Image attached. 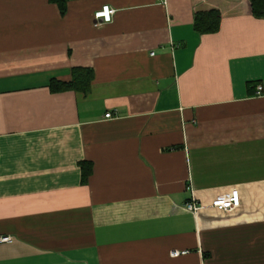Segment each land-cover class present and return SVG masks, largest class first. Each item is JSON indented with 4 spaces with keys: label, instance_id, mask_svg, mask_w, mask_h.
Here are the masks:
<instances>
[{
    "label": "crops",
    "instance_id": "1",
    "mask_svg": "<svg viewBox=\"0 0 264 264\" xmlns=\"http://www.w3.org/2000/svg\"><path fill=\"white\" fill-rule=\"evenodd\" d=\"M62 1L0 0V264H264V16ZM210 10L219 30L197 32ZM75 67L89 93L50 88ZM233 188L239 207L211 206Z\"/></svg>",
    "mask_w": 264,
    "mask_h": 264
},
{
    "label": "trees",
    "instance_id": "2",
    "mask_svg": "<svg viewBox=\"0 0 264 264\" xmlns=\"http://www.w3.org/2000/svg\"><path fill=\"white\" fill-rule=\"evenodd\" d=\"M66 9L62 0H54ZM252 11L256 16H264V0H251ZM220 15L216 10L197 12L195 15V29L197 32L214 33L219 30ZM94 79V69L90 67H75L72 71V79L70 81H62L52 79L50 88L53 91L75 90L81 91L85 94L91 90ZM83 182H87L93 172V165L91 162L84 161L82 164Z\"/></svg>",
    "mask_w": 264,
    "mask_h": 264
},
{
    "label": "built area",
    "instance_id": "3",
    "mask_svg": "<svg viewBox=\"0 0 264 264\" xmlns=\"http://www.w3.org/2000/svg\"><path fill=\"white\" fill-rule=\"evenodd\" d=\"M116 9L106 5L104 6L101 10L97 11L95 13V18L96 20H100L101 22H111L113 20V17L116 13ZM99 21V22H100ZM97 24H99L97 22ZM259 89H262V86L259 87ZM106 116L108 118H111L114 116L113 112H108L106 114ZM241 205V196H240V192L237 188H233L230 192L224 193V194H220L219 196H217L211 206L218 208L220 210H224V211H228V210H232L235 209L237 207H239ZM185 207L187 210L197 214L198 211L203 208V206H201L200 204H198L195 201H190L187 202L185 204ZM0 241L2 242H10L12 241V237L11 236H1L0 237ZM189 250H174L172 252L173 256H179L181 254H186L188 253Z\"/></svg>",
    "mask_w": 264,
    "mask_h": 264
}]
</instances>
